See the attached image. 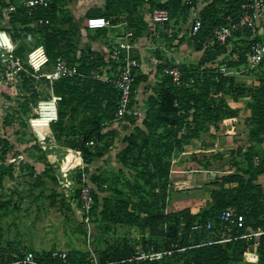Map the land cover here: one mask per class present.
Segmentation results:
<instances>
[{"label":"trees","instance_id":"trees-1","mask_svg":"<svg viewBox=\"0 0 264 264\" xmlns=\"http://www.w3.org/2000/svg\"><path fill=\"white\" fill-rule=\"evenodd\" d=\"M21 1L23 0H0V12L2 8L17 4L15 11H10V21L20 22L21 26L13 24V32L11 28L0 27L21 40L17 53L26 61L28 51L42 43L50 57L49 69L55 59L62 56L70 65L77 66L78 73L62 77L50 85L46 78L34 77L32 69H29V72H22L19 89L31 90L28 100L32 105H36L40 98L50 96V93L43 94L38 86L40 83L48 88L52 87L53 92L61 96L59 119L51 124L52 131L57 141L63 140L67 148L80 150L84 162L89 166L94 158L106 153L115 135L114 130L105 131V128L116 119L119 91L112 82L92 75L94 69H101L107 65V61L101 53L90 47L77 52L80 29L71 13L61 15L65 12L63 4L66 0H49L48 7H37L31 14L27 7L20 4ZM244 2L245 0H105L104 11L87 12V17L103 15L114 25L126 21L128 29H136L137 35L134 32L133 35L138 40L147 26L144 15L146 5L149 4L150 9L166 8L174 22H167L165 27L173 31L171 34L160 31V35L176 46L184 37L181 35L179 21L186 20L189 10L202 3L199 12L202 25L195 34L189 29L195 49L202 52L199 61L191 65H179L183 84L177 85L163 69L164 60H169V57L162 55L161 49L157 48L160 50L159 87L148 98L142 126L135 125L132 132L125 136L127 145L117 154V159L123 166L135 171L136 180L129 183L130 195L121 193L125 197H118L115 201L106 197L100 206L98 191L92 183L99 186L108 182V177L106 173L92 174L91 182L89 181L95 197L92 213L101 207L103 220L148 227L152 235H161L165 243L161 246L152 241L145 251L165 253L161 257L138 259L142 251L125 240L108 245L101 252L97 264H231L242 260L244 252L254 242V238L238 236L247 228H264V188L258 182L259 175L264 173V156H260L256 149V145L264 140V61L256 69L250 70L256 73L260 69L257 83L252 86L242 85V88L248 90L239 89L235 93L237 97H241L249 92L250 97L247 103L250 115L246 121L250 127L249 139L252 144L247 167L217 175L209 207L196 214L186 213L185 217H179L154 210L157 201H150L146 195H158L156 188L160 183L167 188L172 156L175 152L184 151L185 144L192 139L199 138L208 123L218 124L224 118L237 116L238 110L231 107L225 98L226 93H229L227 86L234 84L237 77L234 74L225 75L211 64L226 63L231 70L241 68L246 64L245 54L250 44L264 42V37L249 38L254 29L246 28L236 32L227 44H211L210 40L216 37L222 25L231 20H239L244 15ZM40 19L43 20L42 23L32 26L33 22ZM66 24L68 26L64 27ZM97 30L101 31L92 35L93 38L105 34V29ZM157 31L156 26L153 33ZM30 32L35 39L32 43H27L26 34ZM176 39L178 42L175 44L173 41ZM25 66L28 67L26 63ZM146 79V75H136L133 96L140 82ZM125 119L135 124L137 118L126 115L121 120ZM2 186L3 176H0V187ZM133 197L138 200L135 201ZM74 200L79 204V189H76ZM226 209L232 210L235 215L244 214L245 226L238 228L223 222L220 214ZM165 221H168L167 229L159 231L160 224ZM208 221L213 223L209 230L205 227ZM196 224H201L202 227L196 229ZM227 238L231 239L221 241ZM12 247L4 248L0 245V263L21 258L29 250ZM33 251L40 260L62 261L53 256L56 249ZM68 253V260L75 264H95L88 253L78 250ZM258 254L257 263L264 264V235L260 237Z\"/></svg>","mask_w":264,"mask_h":264},{"label":"rangeland","instance_id":"rangeland-1","mask_svg":"<svg viewBox=\"0 0 264 264\" xmlns=\"http://www.w3.org/2000/svg\"><path fill=\"white\" fill-rule=\"evenodd\" d=\"M91 1L66 0L63 4L65 12L61 15L67 13L73 15V6L79 8L81 12H85ZM201 4L199 3L195 8L189 10L186 20L179 21L181 35L184 37L178 45H173L172 41L167 38L159 39V42L172 55L175 53L173 57L181 61L178 62L179 65H191L199 61L201 52L195 49L189 29L202 8ZM104 6L90 11H104ZM134 22H136L135 19ZM7 24L6 17L1 12L0 27H6ZM146 25L142 32L143 35L148 34V21H146ZM132 32L135 33V36L137 35L135 28L132 29ZM80 45L81 42L78 39V47ZM156 50L154 53H157L158 56L160 50ZM174 63L169 59L164 60L163 65L169 66ZM153 72V74L150 72L151 79H149L148 86L145 87L147 92L142 91L145 94L143 99L146 104L149 96L154 94L160 83L161 75L158 71L155 73V69ZM259 72L260 69H257L256 73L234 72L239 80L235 79L234 84L227 86L229 91L226 93L227 98L229 95L235 99L248 97L249 92L241 98L235 94L239 89L244 91L246 89L242 88L246 82L240 79H248L247 75H260ZM136 75L143 74L137 73ZM38 86L43 94L51 92V88H48L44 83H40ZM30 92L29 89H16L10 93H4L9 102L2 105L3 112H0V176H3V186L0 187V245L4 248H11L12 245V249H38L39 251L61 249L71 252L78 250L88 253L95 264L99 263L101 252L108 245L119 241H130L142 253H147L145 249L152 241L164 246L163 237L152 235L148 227L143 228L138 225L118 224L103 220L100 214L101 207L91 213L89 221H82L78 217L76 205H73L72 201L75 204L78 202L76 200L67 201L65 196L66 183L70 180L79 182L85 176L91 182L92 174L106 173L108 182L99 186L92 183L98 191V200L101 206L106 197L115 201L118 197H125L121 193L130 195L129 183L136 180L135 171L127 167L115 166L112 164L113 158L108 160L107 157L103 158L105 154L107 155L106 151L102 157H97L98 160L94 165L87 166L83 161L80 167L67 172V174L64 173V162L69 161L71 156L76 154L72 148L67 149L63 140L57 141L56 138L53 140L47 137L52 128L48 123L37 118L33 109L36 105H32L28 100ZM136 101L139 103L138 100ZM138 108L140 114L133 115V117L141 119L147 105L138 104ZM220 128L219 124L208 123L202 132L205 133L206 139L200 135L199 138L192 139L185 144V150L188 149L189 152L174 153L171 159L172 166L167 188H164L160 183L156 188L158 195L146 194L150 201H157L154 210L179 217H185L186 213H199L210 205L211 191L216 187L214 181L217 175L247 167L252 144L249 135H242L241 143L233 144L230 140V144H225L221 139L224 147L222 150L214 145V150L207 153L197 151L203 145L202 143H207L210 139L223 138L225 135L221 134ZM133 198L135 201L138 200L137 197ZM167 225L168 221L161 223L159 231H165ZM231 264L258 263L247 261L243 257L242 260L233 261Z\"/></svg>","mask_w":264,"mask_h":264},{"label":"built area","instance_id":"built-area-1","mask_svg":"<svg viewBox=\"0 0 264 264\" xmlns=\"http://www.w3.org/2000/svg\"><path fill=\"white\" fill-rule=\"evenodd\" d=\"M49 0H23L20 4H23L28 8L31 14L37 7H48ZM17 4H11L9 11H15ZM150 16L154 24L158 27L157 33L160 31L172 33L173 29L166 28L165 24L169 21L174 22L171 19V14L168 9L161 7H154L150 9L149 4L146 5ZM145 7V8H146ZM245 9L244 15L239 20H231L227 24L220 27L216 34V37L210 40L211 44L215 42L221 44H227L228 41L233 38L238 31H243L246 28H255L257 22L264 17V0H245L243 4ZM40 19L32 23V26H37L42 23ZM48 22V20H46ZM124 24L127 27V22ZM202 20L200 13L196 15L192 26L191 33L195 34L201 27ZM86 26L89 29H105L114 26L111 21L103 15H91L86 19ZM33 33L26 34V42L32 43L34 41ZM137 40L134 38L132 30L126 28L123 35H121L118 42L113 44L110 50V60L114 62L115 73L111 77H107V66H103L101 69H94L92 75L96 78L108 80L112 82L119 91L118 109L116 113V119H123L126 115H138L140 111L135 104V96H133V85L135 82L136 73L141 67L140 58L134 53L137 48ZM21 44L19 38H14L10 32L0 28V87L7 91L18 90L21 83V75L23 71L32 69V74L37 79L46 78L50 85L54 81L67 76H74L78 73V68L75 65H70L65 58L58 56L52 64L51 69L48 68L50 63V57L46 51L44 44L39 43L33 46L27 54L26 61L21 55L17 53V49ZM246 64L237 69V72H244L256 69L264 61V42L256 41L252 42L245 54ZM179 61L172 65H165L164 71L169 74L173 82L177 85L183 84L182 72L178 64ZM25 63L28 65L25 66ZM212 67H217V71L222 72L225 75L231 74L232 70L229 69L226 63H214ZM61 96L51 92L49 97L40 98L36 106L33 108L37 114V118L47 122L50 126L52 123L57 122L59 119V102ZM35 128V127H34ZM36 133L37 129H35ZM39 135V134H38ZM50 139H55L53 131L47 134ZM40 138V137H39ZM93 142H91L92 144ZM75 154L79 156L80 161L68 169H63L64 173L71 172L72 170L81 166L84 161L82 152L80 150H74ZM66 197L74 200L76 189H79V204L76 207V213L82 221H89L92 213L95 197L94 190L86 176L82 178L80 182L70 180L66 183ZM220 219L223 222H227L238 228L245 226L244 214L235 215L232 210H223L220 214ZM213 226L211 221L206 224V229L209 230ZM196 229L202 227L201 224L194 226ZM264 235V228L253 230L247 228L246 231L241 234L240 238L252 239L254 242L250 245L249 249L244 252V258L250 262H257L259 258L258 248L260 246V237ZM237 238V237H236ZM231 238L223 239L221 241L230 240ZM212 242V241H209ZM165 252H150L141 253L138 259H146L148 257L155 258L161 257ZM170 253V252H169ZM54 257L60 258L61 262H46L40 260L33 250H28L26 254L18 259H14L8 262L0 264H75L68 260L69 253L66 250H56L53 253Z\"/></svg>","mask_w":264,"mask_h":264},{"label":"crops","instance_id":"crops-1","mask_svg":"<svg viewBox=\"0 0 264 264\" xmlns=\"http://www.w3.org/2000/svg\"><path fill=\"white\" fill-rule=\"evenodd\" d=\"M161 1H165V0H161ZM104 3H105L104 0H92L91 3L88 5L87 9L85 10V12H81L79 8L74 7V6L72 7V11H73L74 21L76 23V26L80 29V33H81L77 37L79 41L81 42V45L79 49L77 50V52L80 53L81 49H87V47H90L95 52L101 53L107 61V65H105V67L107 66V77H111L115 73V67H114V62L110 60V50L113 44L119 41L121 35L124 34L127 27L124 24L125 21H121L120 23L115 24L112 27L105 28V34L101 36H97L95 38L92 37V35L97 34V32L101 30H93V29H88L86 27L87 12L91 9L103 8ZM1 12L6 17V21L8 22V24L6 25L7 28L12 29L13 24L16 27L21 26L20 22L12 23L10 21V11L8 8L6 7L2 8ZM144 15H145L146 21H148L149 23L148 34H144L137 40L136 42L137 48L135 49L134 53L140 58V61H141V67L139 68L137 73L146 75L147 79L145 81L140 82V84L136 88L135 104L137 107H138V104L147 105L143 99L145 96L143 92L145 91L147 92V89H145V87L148 86L149 84L148 83L150 81L149 79H151L150 75L154 73L153 70L155 69V73L158 71L157 66H158L160 59L158 58L157 53L156 54L154 53L156 49L160 48L161 54L165 56H169V59L171 60V62H177V61L181 62L180 60L175 59L173 57L175 53H173L172 55V53L169 52V50L165 46H163L162 43L159 42V39H163L160 35V32L153 33L154 29H156V25L154 24L147 7L145 8ZM67 26L68 25L66 24L64 27H67ZM12 32H13V29H12ZM255 36L264 37V17L257 22V25L254 28V33L249 38H254ZM177 42H178V39L173 41V43L175 44ZM150 72L152 73L150 74ZM234 72H237L236 68L232 69L231 74H234ZM251 73H255V72H251ZM247 76H248L247 77L248 79H240L246 82V86H252L257 83V74H254V76H250V75H247ZM237 80L239 79L237 78ZM4 93H10V91L9 90L7 91L3 87L2 88L0 87V112L1 113L3 112L2 105H4L5 102H9L8 98L4 96ZM147 94L149 95L150 93L148 92ZM225 98H227V95ZM136 100H138L139 103ZM226 100H227V103L231 107L236 108L238 110L237 116L227 117V118L222 119L218 124L221 127L220 129L222 130L221 134L225 136L223 138L221 137V138H217L214 140L210 139L207 141V143H202L203 145L201 146V148L197 149L199 153H207L211 150H214V145L218 146L216 148H219L220 150H222L224 147H223V143L221 139L225 142V144H230V140L234 144L235 142L241 143L240 138H242V135L244 136L249 135L250 127L246 120H247V117L250 115V109L247 107V103L250 100V97L244 96L242 99H235V98H231V96L229 95ZM146 109L147 108L143 110L144 113L142 114L141 119H137L135 124L130 123L126 119L125 120L115 119L108 123L107 128H105V131L114 130L115 135L113 138L112 145L107 150V155L105 154L103 158L107 157V160L109 158H113L114 161H112V164H114L115 166H118L119 168H123V167L125 168V166H123L117 159V154L120 150H122L127 145V143L124 140L125 136L129 135L132 132L135 125L142 126V120L146 115L145 114ZM201 137L206 139L205 133H202ZM256 149L258 150L260 156L261 155L264 156V140L262 143L256 145ZM182 152L186 153V152H189V150L187 149ZM15 160H17V158H15ZM97 160L98 158H94L93 162L89 164V166L94 165ZM258 182L261 184H264V173L259 175ZM66 198H67V201L68 200L72 201L70 198L68 197ZM72 203L73 205H76L75 206V209H76L77 204H75L73 201ZM30 250L39 251L38 249H30ZM56 250H61V249H56Z\"/></svg>","mask_w":264,"mask_h":264},{"label":"bare ground","instance_id":"bare-ground-1","mask_svg":"<svg viewBox=\"0 0 264 264\" xmlns=\"http://www.w3.org/2000/svg\"><path fill=\"white\" fill-rule=\"evenodd\" d=\"M40 121H42V122H45V121H43V120H41V119H39ZM45 123H47V122H45ZM70 150H72V149H70ZM72 151H74V150H72ZM80 161V158H79V156H77V155H72L71 156V158H70V160L69 161H65L64 162V167H63V169H68V168H70V166H73V165H75L76 163H78ZM192 187V186H191Z\"/></svg>","mask_w":264,"mask_h":264},{"label":"water","instance_id":"water-1","mask_svg":"<svg viewBox=\"0 0 264 264\" xmlns=\"http://www.w3.org/2000/svg\"><path fill=\"white\" fill-rule=\"evenodd\" d=\"M67 174V173H66ZM247 178H249V175L247 176Z\"/></svg>","mask_w":264,"mask_h":264}]
</instances>
